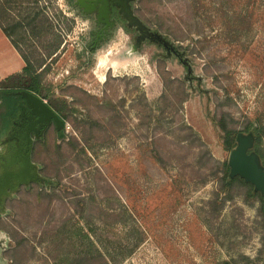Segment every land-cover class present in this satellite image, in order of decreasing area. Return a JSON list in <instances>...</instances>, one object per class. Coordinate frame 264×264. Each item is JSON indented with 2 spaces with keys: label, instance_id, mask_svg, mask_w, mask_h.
<instances>
[{
  "label": "rangeland",
  "instance_id": "374dc122",
  "mask_svg": "<svg viewBox=\"0 0 264 264\" xmlns=\"http://www.w3.org/2000/svg\"><path fill=\"white\" fill-rule=\"evenodd\" d=\"M114 1L118 19L91 57L100 24L79 0H13L0 13L7 28L21 21L12 38L23 54L53 62L45 92L68 110L15 161L0 94V264H102L105 254L112 264H264L261 203L220 181L230 152L217 124L224 115L238 131L264 128L261 0L252 28L240 22L245 1L120 0L138 22Z\"/></svg>",
  "mask_w": 264,
  "mask_h": 264
},
{
  "label": "flooded vegetation",
  "instance_id": "af4514ba",
  "mask_svg": "<svg viewBox=\"0 0 264 264\" xmlns=\"http://www.w3.org/2000/svg\"><path fill=\"white\" fill-rule=\"evenodd\" d=\"M117 1V0H116ZM115 2L114 0H85L82 2V5H85V8H88L89 10H93L97 13L96 22L100 24L97 31L92 36V39L89 43V48L87 51H85V54H87L89 57H91V52L95 51L103 42L105 38V33L108 31L110 26L112 25L113 21H116L118 19L117 15L115 14V11L113 10V7L111 6V3ZM122 2V1H118ZM122 7L126 9L125 1L122 2ZM3 33L5 36L11 41V44L15 47L19 58L21 59V67L19 70H17L14 73H11L7 75L3 80L6 81L5 87L6 89L13 88L9 83V79L12 76H16L18 81L23 85L21 87L15 86L14 91L16 92V95H19V98L21 100L19 108L16 112V118L12 120V122L7 124V127L5 129V139L13 138L16 143V151H15V161L18 159H26L29 157V154L32 153V147L33 143L31 142V138L33 134L35 133H41L44 121L46 119H51L58 128V130L61 128V124L64 125V122L62 123L57 122L54 117L48 116L41 112V110L36 107V109L39 111L38 115L34 114L32 104L29 102V99L27 98V101L25 100V93H31L41 100H43L57 115V107L50 104V101H52L50 97V94L48 92H45L46 90L50 91L49 86L47 85L45 79L43 78V74L49 70V64H53V62H40L37 63V61H34L33 59H30L27 55L23 54L21 50L18 48L17 45H15L11 38L9 37L3 30ZM144 33H147V30L144 29ZM160 43L164 45L162 39H160ZM166 49H168L170 52L175 54L177 57L180 58V60L183 58L182 55L178 52L177 48L174 47L172 44H168L165 46ZM27 59L30 60V62L27 61ZM55 61V60H54ZM182 61V60H181ZM185 63L186 61L183 60ZM187 63V62H186ZM28 64H41V66L37 69L35 66V71L33 72L34 75H41L42 76V82L41 85L43 87V92L37 93L35 92V89L31 87V77L27 78V74L25 72L26 67ZM79 64H88V63H79ZM187 69L190 70V66L185 64ZM27 78V79H26ZM27 82V83H26ZM33 83V82H32ZM25 85H28L27 87ZM19 89V90H18ZM24 94V96H23ZM27 97V96H26ZM49 98V99H48ZM55 100H58L55 98ZM34 104V102H33ZM59 117V115H58ZM58 126V127H57ZM11 156L13 158L14 155ZM0 230H5L3 228H0ZM1 233V232H0ZM6 240V237L2 234H0V241ZM1 259V257H0ZM1 261V260H0Z\"/></svg>",
  "mask_w": 264,
  "mask_h": 264
},
{
  "label": "trees",
  "instance_id": "16d2710c",
  "mask_svg": "<svg viewBox=\"0 0 264 264\" xmlns=\"http://www.w3.org/2000/svg\"><path fill=\"white\" fill-rule=\"evenodd\" d=\"M239 1L240 2L245 1V6H246V9L245 10L243 9L246 17H244L245 15L242 16L240 22H242V24L246 23L248 28H252L255 24V20H254L253 16H254L255 11H256V3L258 2V0H238V2ZM11 2H13V0H0V13L5 12L6 8H8L7 7L8 4ZM260 6H262L261 14H263V17H264V0H261ZM242 13H241V15H242ZM237 17L234 18L236 21H237ZM0 27L2 28V30H4V32L9 37H12L13 32L17 31L18 27H21V21L14 22L9 26V28H7L3 24L2 19L0 17ZM197 33H200L199 30H197ZM147 35H151V36L156 37V38H161V37H159L160 36L159 34L150 32L148 28H147ZM11 40L15 45H17V42L13 38H11ZM162 41H163L165 46L168 44H171L164 39H162ZM181 60L183 61L184 59L182 58ZM27 61L30 62L29 59H27ZM185 64H187V63L185 62ZM34 71H35L34 65L28 64V66L25 69V72L27 74V78L31 77V80L33 82V83L31 82V87H33L35 89V92H37V93L43 92L42 91L43 87L41 85L42 76L40 74L34 75L33 74ZM9 82H10L9 84L13 88L6 89V87H5L6 81L5 80H2L0 82V84H1L0 94L3 95V97L6 99V104L9 108V110L11 111L10 115L8 116V123L12 122V120H14L16 118V112H17L19 105H20V102H21L19 95H16V92L14 91V89L16 88L15 86H18V87L23 86L18 81L16 76L10 77ZM25 86L27 87L28 85H25ZM23 96H24V94H23ZM24 97H25V100L27 101L26 95ZM64 102L63 101L62 102L57 101L56 102L57 105H54V101H50V104L57 107L56 110H57V113L59 115V119H60V121H63V122L66 121L65 119L68 116L67 106ZM217 124L220 126L221 130L223 131V134L221 135V138L223 140V142H222L223 149L226 152H230L236 146V136H237L238 132H240V131L236 130L233 127H230L229 122L227 121V119L224 115L217 121ZM61 125H62L61 127H63V124H61ZM263 130H264V128H262L260 126H252V127L247 126L245 129H243L241 131L245 132V133H247L249 131H253V133L255 135V142H254L253 150H255L257 152V154H259V156H260V158L264 164V151L261 148L262 138H263ZM61 132H62V130L60 131V133ZM229 172H230V167L228 164V160H224L221 163L222 175L219 176V179L222 182L223 186H225V184L231 186L232 184H234L236 182H239L240 184L244 185L246 187L247 195H249L250 197H253L254 199H256L257 201H259L261 203V211H262V216H263V220H264V199H263L262 194L259 191H255L254 186L251 183L245 182L243 180V178H241L239 176H235L233 178L230 177ZM221 190L225 191L223 189V187L221 188ZM103 256L104 257H102V264H108V262H110L112 264V261L114 263H118L120 261V260H113V258H110V256H108L107 254H105ZM244 259L247 261L248 264L254 263L253 260H251L248 256H246ZM60 262H61V264H82V259H81V261H78V259H70L69 255H65L62 258H60ZM58 264H60V263H58ZM224 264H229V263L225 262Z\"/></svg>",
  "mask_w": 264,
  "mask_h": 264
},
{
  "label": "water",
  "instance_id": "95a60500",
  "mask_svg": "<svg viewBox=\"0 0 264 264\" xmlns=\"http://www.w3.org/2000/svg\"><path fill=\"white\" fill-rule=\"evenodd\" d=\"M79 1L82 3L85 0ZM125 11L129 18L138 22L137 18L132 15L130 10L125 9ZM29 95L33 97V100H35L34 105H36L41 112L54 117L57 122L62 123L58 115L43 100L33 94ZM254 142L255 135L253 131L247 133L242 131L238 132L236 136V146L230 151L228 157V164L230 167L229 175L232 178L239 176L243 178L245 182L251 183L254 186V190L259 191L264 199V164L259 154L253 150Z\"/></svg>",
  "mask_w": 264,
  "mask_h": 264
},
{
  "label": "crops",
  "instance_id": "0c3cea01",
  "mask_svg": "<svg viewBox=\"0 0 264 264\" xmlns=\"http://www.w3.org/2000/svg\"><path fill=\"white\" fill-rule=\"evenodd\" d=\"M0 30L1 31H3L2 30V28L0 27ZM3 33V32H2ZM3 38H2V40H3V42H4V51H0V54H1V56H0V62H1V64H2V67H0V69H1V72H0V80L2 81L7 75H9V74H11V73H14V72H16L17 70H19V68L21 67V59L19 58V56H18V53H17V51H15L14 50V46L11 44V41H9V39L5 36V34L3 33ZM14 47V48H13ZM8 49H12V50H14L15 52H16V55H17V57L19 58V60L18 59H16V61H15V64H7V61H8V59L7 58H4V57H2V56H4V55H6V57H7V51H8ZM6 50V51H5ZM0 64V65H1Z\"/></svg>",
  "mask_w": 264,
  "mask_h": 264
}]
</instances>
